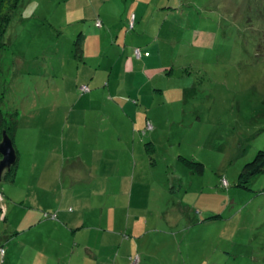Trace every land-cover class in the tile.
Here are the masks:
<instances>
[{
    "label": "rangeland",
    "instance_id": "374dc122",
    "mask_svg": "<svg viewBox=\"0 0 264 264\" xmlns=\"http://www.w3.org/2000/svg\"><path fill=\"white\" fill-rule=\"evenodd\" d=\"M172 1L175 9H159L162 5L148 0L106 5L101 0H1L0 110L20 113L15 142L21 153L15 185L0 187L1 222L16 225L37 214L21 205L18 191L36 182L32 162L48 150V136L58 141L75 118L78 157L83 155L91 171L89 182L78 183L79 197L91 194L92 220L99 222L100 211L114 197V176L105 175L102 161L113 163L116 177L125 161L135 189L141 188L146 216L159 210V224L162 211L174 204L190 207V220L201 217L198 210L219 215L213 232L198 224L167 229L176 232L173 247L189 255L191 264L201 255L205 264H264V172L245 186L239 181L244 165L264 149V0ZM98 12L105 13L102 27L96 24ZM132 13L135 28L128 31ZM79 45L96 75L108 66L95 82L80 67ZM83 83L90 93L80 91ZM122 98L133 120L119 109ZM147 118L154 127L144 134ZM134 125L140 147L131 166L126 130L133 132ZM62 137L51 160L61 161L63 169L69 161ZM192 162L203 163L204 174L195 173ZM54 170L47 173V185ZM172 173L185 178L181 191L170 189ZM67 184L61 178L45 194H55V200ZM20 236L13 239L6 263L0 248V264H41L27 244L24 250Z\"/></svg>",
    "mask_w": 264,
    "mask_h": 264
},
{
    "label": "crops",
    "instance_id": "0c3cea01",
    "mask_svg": "<svg viewBox=\"0 0 264 264\" xmlns=\"http://www.w3.org/2000/svg\"><path fill=\"white\" fill-rule=\"evenodd\" d=\"M108 1L101 0V4L106 5ZM120 1L122 3L128 0ZM148 1L156 2L155 0ZM97 15L96 18H100L103 24L105 13L100 14L98 12ZM82 48L83 52L81 54L83 59L81 57V62L83 63H80L82 66L79 63L77 64V81H80V66L85 69V75L91 76L89 78L90 81L95 82L96 77L101 76L104 73L103 71L106 72L108 66L102 67L103 71L101 70L102 72L96 75L98 72L95 73L92 67L89 68L88 56L85 55L83 45ZM90 98L92 100V97ZM92 107L94 106H88L89 109ZM119 109L125 113V117H130L125 112L126 106L122 109L119 107ZM138 112H140L139 108ZM133 129V132L132 127L126 130L127 137L130 138V141L125 146L126 158L129 159L131 166V161L136 158V152L139 151L140 147V144L137 146L136 141V138H138V143L140 140L136 125H134ZM62 134L67 140V144L65 142L62 143V148L69 161L63 169L62 166L64 164L62 165L61 161L53 162L51 160V155L56 153L54 151L61 144L60 141L63 139ZM48 138L49 145L40 143V147H42L41 144H44L48 150L42 154L39 162H32L31 172L34 174L32 175L34 177L31 180H34L35 175H37L36 182L35 180L29 182L26 189L18 191V193H21L19 195L20 198H23L20 201L21 205L37 214H33L34 216L31 219L24 220L16 225H7L0 221V248L5 247V253L3 255L4 263H6L5 260H8L9 254L12 256L13 239L15 236L21 235L20 238H22L24 250L27 248L25 247L27 244L31 250L38 253V257L35 260L38 259L41 264H133L136 257H138L137 264H175L174 261L177 264H191L192 259L189 255L181 253V250L176 245L173 247V236L176 235V232H169L167 229H185L198 224V227L199 225L208 227L210 232L216 230L215 223L219 219V215L213 212L205 214L203 210H198L197 212L202 214L201 217L190 220L191 216L189 213L192 210L190 207L183 208V205H168L167 210L162 211L164 215L162 216L163 220H161L162 223L160 224L158 223L160 217L157 216V213L160 212L159 210L155 209V212L146 216L147 209L142 208L141 205L143 202L142 193L141 195L139 193L141 192V188L135 189V180L132 182L130 177L131 167H125V161L124 164L122 162L123 157H120L121 159L117 161L122 162V171H120L118 177L111 172L113 163L108 159L102 161V168L105 175L108 178L114 176L111 181V196L114 197L111 199L110 204L108 203L100 211V215L98 216L100 219L99 222L92 220L90 216L92 210L88 207V203L91 206V194L88 192L84 195V190H82L83 195L79 197L78 183L81 182L82 184L80 185H83L89 182L91 180V171L89 172L85 169L88 167L83 160V155L78 157L76 147L78 143V128L75 118L71 121L68 130L67 126L62 128L61 134L58 136V141L54 140V135H49ZM130 142H133L132 146L129 145ZM16 148L18 149L20 160L21 153L17 145ZM39 149L38 144L36 145V150ZM18 164L19 161L17 162L16 174L12 178H9V176L6 177L5 172L2 182L0 181L2 183L0 187L5 182L15 185L20 166ZM51 167L55 169L53 181L47 185V173ZM42 169H47L46 175L43 174ZM85 170L88 174H85ZM126 170H128V173ZM170 176V189L172 192L177 189L181 191L186 186V180L182 175L172 173ZM44 177L45 180L42 183ZM61 178L68 181V184L62 190H58L62 192L56 195V199L53 200L52 196L55 194L47 196L45 191L46 189L54 188ZM40 186L44 189H40ZM105 186L106 189H109L107 182ZM1 192L3 191L1 190ZM134 192L137 194L134 195ZM6 196L9 203V193H6ZM75 207L78 209L75 210ZM126 212L128 219L126 218ZM44 213H56V218H48ZM176 213H178L177 218ZM107 217H110V219L105 221ZM182 219L186 222H183ZM158 225L161 227H158ZM5 242L7 243L6 245L4 244ZM216 251L217 253L220 252L218 250ZM197 259L200 261L196 262L193 258V264L206 263L202 255L198 256Z\"/></svg>",
    "mask_w": 264,
    "mask_h": 264
},
{
    "label": "trees",
    "instance_id": "16d2710c",
    "mask_svg": "<svg viewBox=\"0 0 264 264\" xmlns=\"http://www.w3.org/2000/svg\"><path fill=\"white\" fill-rule=\"evenodd\" d=\"M0 2H1V0H0ZM172 2H173L172 0H158L156 2V4L162 5L161 8L159 7V9H164V8L175 9V7H173V5H172ZM135 17H136L135 13H132L130 16V19L128 21L129 22L128 31L135 28V25H134V18ZM10 19H11V17L9 18V21H10ZM99 22H100V25H98ZM96 24L99 27H102L103 24H102L100 18H96ZM137 50H139L140 55H137V53H136ZM78 51H80L81 53L83 52L82 45H79ZM78 51H77V53H78ZM134 53L137 57H140L141 56V49L139 47H137L134 50ZM78 55H82V54H78ZM82 59H83V56H82ZM83 86H87V90H84L82 88ZM91 90L92 89L88 84H83L80 86V91L84 94L90 93ZM122 99H123V103H124L123 105L125 107L128 100H126L125 98H122ZM129 101H131L133 103H137L139 105V107L141 105L140 101L138 102V100L133 101L132 99H130ZM120 108L122 109L121 106H120ZM137 112H138V109H137ZM19 114L20 113L17 110H12V112H3L2 110H0V135L3 133V130H7L8 134L13 138L15 146H16L15 136H16L17 130L19 128ZM127 118L133 120V118L131 116L127 117ZM149 120L150 119L147 118V127H146V130L143 131L144 134L147 133V131H149V130L150 131L153 130L154 126ZM17 153H18V149H17ZM180 159L181 160L183 159L182 156H180ZM18 161H19V159H18ZM186 162H187V159H186ZM187 164L189 165V162H187ZM191 167L195 169L194 170L195 173L204 174L205 166L203 163L192 162ZM16 168H17V165H14L10 171L6 172V174H5L6 177L9 176V178H12L16 174ZM263 172H264V149H260L257 152L254 159L247 162L244 165V167L240 173V176H239L240 185L245 186V184L248 183L253 177H255L256 175L263 173ZM0 194L2 197L4 196L3 193L1 192V190H0ZM45 216L48 218H56V213H46Z\"/></svg>",
    "mask_w": 264,
    "mask_h": 264
},
{
    "label": "water",
    "instance_id": "95a60500",
    "mask_svg": "<svg viewBox=\"0 0 264 264\" xmlns=\"http://www.w3.org/2000/svg\"><path fill=\"white\" fill-rule=\"evenodd\" d=\"M19 156L13 138L7 130H3L2 140L0 142V181H2L5 172L17 165Z\"/></svg>",
    "mask_w": 264,
    "mask_h": 264
},
{
    "label": "built area",
    "instance_id": "2783aa9c",
    "mask_svg": "<svg viewBox=\"0 0 264 264\" xmlns=\"http://www.w3.org/2000/svg\"><path fill=\"white\" fill-rule=\"evenodd\" d=\"M98 25H100V22L98 23ZM137 55H140V52L139 50L136 51ZM84 90H87V86H83L82 87ZM225 180V179H224ZM225 183H227V181L225 180ZM0 198H2L1 194H0ZM1 252L2 254L4 255L5 253V249L4 248H1ZM138 263V257H136V259L134 260L133 264H137Z\"/></svg>",
    "mask_w": 264,
    "mask_h": 264
}]
</instances>
